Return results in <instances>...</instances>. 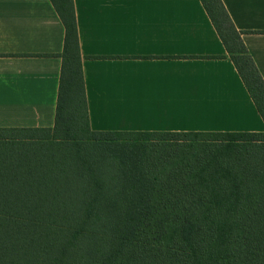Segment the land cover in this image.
Returning <instances> with one entry per match:
<instances>
[{
	"label": "trees",
	"instance_id": "1",
	"mask_svg": "<svg viewBox=\"0 0 264 264\" xmlns=\"http://www.w3.org/2000/svg\"><path fill=\"white\" fill-rule=\"evenodd\" d=\"M51 127H0V264H264V131L92 130L72 0ZM264 121V79L200 0Z\"/></svg>",
	"mask_w": 264,
	"mask_h": 264
},
{
	"label": "crops",
	"instance_id": "2",
	"mask_svg": "<svg viewBox=\"0 0 264 264\" xmlns=\"http://www.w3.org/2000/svg\"><path fill=\"white\" fill-rule=\"evenodd\" d=\"M92 130L264 131L200 0H72ZM264 79V0H221ZM64 26L0 0V127H51Z\"/></svg>",
	"mask_w": 264,
	"mask_h": 264
}]
</instances>
